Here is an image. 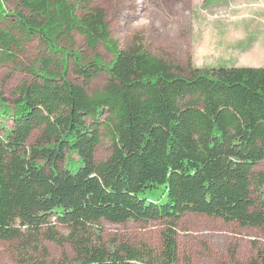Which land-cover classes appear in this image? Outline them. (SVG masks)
<instances>
[{
  "label": "trees",
  "instance_id": "trees-1",
  "mask_svg": "<svg viewBox=\"0 0 264 264\" xmlns=\"http://www.w3.org/2000/svg\"><path fill=\"white\" fill-rule=\"evenodd\" d=\"M9 1L18 7L13 14ZM74 33L112 60L85 63L72 48ZM34 38L48 52L42 68L16 89L12 107L0 99V115L12 120L0 131V239L68 242L74 257L24 255L18 264H179L176 225L187 213L264 233V206L253 190L264 200V173L256 170L264 161V67L183 66L139 37L122 48L106 10L92 0H0V64L17 63ZM70 64L86 82L101 72L108 80L90 93L68 78ZM103 127L113 151L97 161ZM102 219L170 226L159 252L105 241ZM254 248L247 264H264V249Z\"/></svg>",
  "mask_w": 264,
  "mask_h": 264
},
{
  "label": "rangeland",
  "instance_id": "rangeland-1",
  "mask_svg": "<svg viewBox=\"0 0 264 264\" xmlns=\"http://www.w3.org/2000/svg\"><path fill=\"white\" fill-rule=\"evenodd\" d=\"M92 3L106 10L113 36L122 48L139 37L149 51L183 66L190 64L203 70L220 66L264 67V0H92ZM17 8L14 1L5 3L8 14ZM73 42V47L69 41L66 46L72 47L85 63L96 57L105 62L112 60V55L102 46L96 50L88 48L79 33H74ZM47 54L41 42L34 38L22 46L17 63L0 64V99H6L12 107L16 89L34 80L32 71L42 68ZM67 76L90 93L102 88L108 80L107 73L101 72L86 82L73 64ZM3 124L10 126L12 120L1 114V132ZM38 136L36 131L28 144H34ZM112 151L113 137L103 127L95 158L106 160ZM256 170L264 173V161ZM253 190L258 205L263 207L261 189ZM100 226L107 242L117 239L134 245L146 243L160 252L163 233L170 224L165 219L123 223L102 219ZM56 230L64 237L70 232L61 224L56 225ZM176 232L179 264H247L256 256L254 242L264 249L261 228L243 227L202 213L184 214L177 222ZM24 255L57 262L64 256L73 258L74 252L70 243L58 245L46 238L29 246L0 239V264H18Z\"/></svg>",
  "mask_w": 264,
  "mask_h": 264
}]
</instances>
